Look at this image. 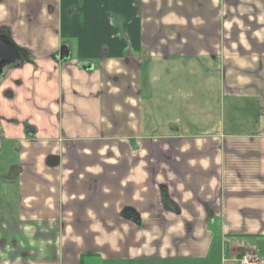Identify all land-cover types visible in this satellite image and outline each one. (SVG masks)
I'll use <instances>...</instances> for the list:
<instances>
[{"label": "crops", "instance_id": "obj_1", "mask_svg": "<svg viewBox=\"0 0 264 264\" xmlns=\"http://www.w3.org/2000/svg\"><path fill=\"white\" fill-rule=\"evenodd\" d=\"M0 264H264V0H0Z\"/></svg>", "mask_w": 264, "mask_h": 264}, {"label": "water", "instance_id": "obj_2", "mask_svg": "<svg viewBox=\"0 0 264 264\" xmlns=\"http://www.w3.org/2000/svg\"><path fill=\"white\" fill-rule=\"evenodd\" d=\"M21 52L6 36L0 34V76L4 72V68L8 65L20 60Z\"/></svg>", "mask_w": 264, "mask_h": 264}, {"label": "built area", "instance_id": "obj_3", "mask_svg": "<svg viewBox=\"0 0 264 264\" xmlns=\"http://www.w3.org/2000/svg\"><path fill=\"white\" fill-rule=\"evenodd\" d=\"M238 262L239 264H261L262 260L252 253H244Z\"/></svg>", "mask_w": 264, "mask_h": 264}, {"label": "flooded vegetation", "instance_id": "obj_4", "mask_svg": "<svg viewBox=\"0 0 264 264\" xmlns=\"http://www.w3.org/2000/svg\"><path fill=\"white\" fill-rule=\"evenodd\" d=\"M5 69H6V67L4 68V70H5ZM2 75H3V74H2ZM2 75H1V76H2ZM1 76H0V77H1Z\"/></svg>", "mask_w": 264, "mask_h": 264}]
</instances>
